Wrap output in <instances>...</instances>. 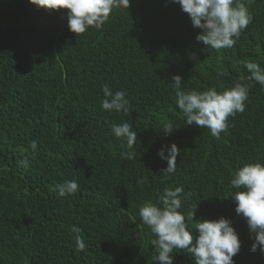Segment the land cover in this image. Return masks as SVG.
Returning <instances> with one entry per match:
<instances>
[{
	"label": "trees",
	"instance_id": "trees-1",
	"mask_svg": "<svg viewBox=\"0 0 264 264\" xmlns=\"http://www.w3.org/2000/svg\"><path fill=\"white\" fill-rule=\"evenodd\" d=\"M248 8L253 19L236 44L217 50L196 40L203 30L172 0H130L78 35L67 9L0 0V264H159L139 208L165 187H183V213L197 205L190 228L232 222L241 240L235 264H264L230 185L245 164L264 163V87L243 63L264 66V0ZM174 75L185 91L249 84L245 111L228 118L219 139L187 125ZM105 84L126 92L127 114L102 108ZM124 122L137 133L131 149L112 132ZM166 123L176 128L170 135ZM173 143L177 168L165 176L158 153ZM129 151L134 159L121 157ZM65 180L79 190L61 197L54 188ZM172 255L174 264H195L187 250Z\"/></svg>",
	"mask_w": 264,
	"mask_h": 264
},
{
	"label": "clouds",
	"instance_id": "clouds-1",
	"mask_svg": "<svg viewBox=\"0 0 264 264\" xmlns=\"http://www.w3.org/2000/svg\"><path fill=\"white\" fill-rule=\"evenodd\" d=\"M31 3L48 9H67L68 26L70 31L78 34L85 33L90 27L100 29L109 19L115 7H129L130 0H30ZM178 3L187 13L195 28L203 31L196 36L198 42L213 49L232 48L240 38L242 31L252 22L248 5L252 0H172ZM244 66L250 73L248 80H254L264 87V66L252 61H244ZM173 88L176 91V105L186 117L187 125L207 128L216 139L222 132H227L228 118L238 112L245 111V101L248 100L250 85L236 82L231 88L218 92L215 87L204 91L182 89L183 79L180 75L172 77ZM104 99L102 108L127 114L131 107L123 90L113 92L108 85L102 86ZM176 128L172 123H166L162 130L170 135ZM112 132L117 138H126L128 148L136 142L137 133L130 123L114 124ZM37 142H31L35 151ZM167 151V155L165 152ZM158 155L167 161L163 175L167 176L176 171L177 157L180 149L173 143L170 147H162ZM121 157L134 159V152H122ZM27 167V162H21ZM230 185L237 189L232 195L236 203L237 215L246 218L250 231L254 234L252 252L257 248L264 252V163H247L239 168ZM58 195L63 197L74 194L79 190L76 180H65L55 188ZM183 187H165L157 202L145 201L139 208L141 222L147 225L156 237L151 240L156 255L154 262L159 264H174L175 249L187 250L195 258V264H235L234 257L241 249L239 234L232 222L224 217L216 220H202L189 227L195 216V205L187 214L181 211ZM73 232L80 229L73 227ZM198 231V236L193 235ZM195 239V243H194ZM77 251L85 249V243L77 235L75 237Z\"/></svg>",
	"mask_w": 264,
	"mask_h": 264
}]
</instances>
